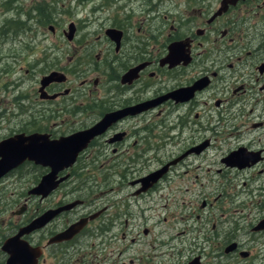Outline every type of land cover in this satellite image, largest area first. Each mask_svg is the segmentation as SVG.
I'll use <instances>...</instances> for the list:
<instances>
[{"label": "flooded vegetation", "instance_id": "obj_1", "mask_svg": "<svg viewBox=\"0 0 264 264\" xmlns=\"http://www.w3.org/2000/svg\"><path fill=\"white\" fill-rule=\"evenodd\" d=\"M68 1L84 15L69 12L57 32L56 6ZM0 38H15L0 64L39 73L19 97L24 120L0 129V143L109 120L51 191L29 192L48 173L31 162L0 176V264H264V0H0ZM209 151L230 177L244 174L233 192L186 177ZM233 153L242 167L224 164ZM175 194L166 227L156 200L164 210Z\"/></svg>", "mask_w": 264, "mask_h": 264}, {"label": "rangeland", "instance_id": "obj_2", "mask_svg": "<svg viewBox=\"0 0 264 264\" xmlns=\"http://www.w3.org/2000/svg\"><path fill=\"white\" fill-rule=\"evenodd\" d=\"M64 4H68V5H65L63 8L60 7L59 5L56 6L58 13L55 14L56 16L54 17V19L57 22V26H56L57 32H59L58 30L59 27H62L65 29V25L67 23L66 21L68 17H70L69 12H71V14L73 15L70 18L71 20H74V18L81 19L82 16L84 15L82 8H75L74 6L75 4L72 3L71 1L64 2ZM59 11L61 13H59ZM46 24L43 25L42 27L43 30L42 29L39 30L40 32L49 33V31L47 30ZM26 28H33L30 21L26 23ZM23 31H24L23 29L19 28L18 32L24 33ZM26 34L28 36L29 31H26ZM27 36H23L22 40L25 41L27 39ZM13 39L15 38H8L6 41H4L2 40V38H0V58H2L6 52V42H9ZM47 41L48 39L43 42H47ZM10 49H11L12 54H17L20 56H23L26 51L24 47L19 46V45L18 46L10 45ZM41 50L43 49L38 48V51L36 54H40ZM6 66L7 65L4 64L3 62L0 64V129L12 127L13 123L16 122L15 118H18V119L23 118L24 120L25 116L23 117L22 114L25 108L27 107V104L25 101L20 100L19 97L24 94V92L26 91L25 89H27V86L33 83L36 80V78L39 76L38 72L36 73L29 72L27 74H24L23 70L14 71L13 68L12 70H8L6 69ZM14 79H20L27 83H25V86H23L19 91L10 92L6 88L9 82L13 81ZM9 119H11V121L8 124L7 121ZM50 123L51 121L42 122L43 125H48ZM220 133H221V136L225 137L222 130L220 131ZM219 160H220L219 154L214 151L203 153L198 158V161H196V164H199L200 161H202L199 164V167L196 170L190 169L186 177L191 179V177L196 175L198 177V188H199V185H201L203 188L202 192H211V191L233 192L232 185L237 184L238 180L244 177V174L239 173V174L234 175V178L230 177L227 173V170L223 169L222 165L219 163ZM217 169L220 170L219 173H216ZM29 170L31 171L32 169L28 168V171ZM80 171L81 172L89 171L90 174H95L96 176H98L99 174L98 169H89V170L84 169ZM27 181L28 183H30L29 180ZM28 185L29 184H26V186ZM247 185H248V181H247ZM170 186H173V185H170ZM181 186L183 187L182 184ZM241 188H242L241 186H238L237 191ZM172 190H174V187H172ZM175 197L176 199L174 197H167V207L164 210H162L160 207L162 204V201L156 200L155 208L157 209L158 212H160V217H165L167 219L165 223L166 227H170V222H172L174 217L178 214V211L175 209L172 203H176L177 205H181L182 203L181 199H178L176 194H175ZM197 207H198V199H195L192 201V208L196 209ZM184 211H185V214H188L189 210L185 209ZM205 213H206V209L199 212V214H202V215H205Z\"/></svg>", "mask_w": 264, "mask_h": 264}, {"label": "water", "instance_id": "obj_3", "mask_svg": "<svg viewBox=\"0 0 264 264\" xmlns=\"http://www.w3.org/2000/svg\"><path fill=\"white\" fill-rule=\"evenodd\" d=\"M68 33H72L71 27H68ZM197 85L198 83H195L193 87L188 89L174 91L171 95L172 99L175 101H184L188 99L190 96L187 94L196 89ZM107 120V117H105L86 131L59 139L52 140L48 138V135L34 133L28 136L19 135L1 142L0 176L7 171L14 169L24 161L31 162L34 165L48 169V173L45 174L40 179L38 184L29 192L35 194L37 192L46 193L51 191L57 184V182L54 181L57 173L67 169L74 163L77 153L84 149L85 145L92 137L100 134V130L103 129L102 127ZM235 154L237 153L230 154L224 160V164L228 166L237 165V168L242 167L236 161ZM230 162H232V164ZM164 169L142 178V180H140L141 184H146L150 181L154 182L160 176L161 172L165 171ZM47 215L51 216V213H46L41 219L47 218ZM37 222L38 219L34 220L27 229L21 230L18 235L22 232L27 233L31 231L34 227H36V225H38ZM259 225V228L261 227L264 229V221H262Z\"/></svg>", "mask_w": 264, "mask_h": 264}]
</instances>
